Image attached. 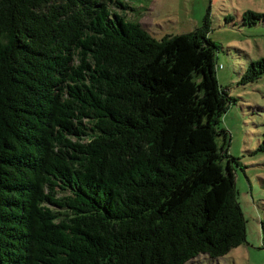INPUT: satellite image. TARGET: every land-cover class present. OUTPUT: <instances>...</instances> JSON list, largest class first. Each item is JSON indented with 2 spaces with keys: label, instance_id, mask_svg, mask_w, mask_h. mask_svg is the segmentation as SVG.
<instances>
[{
  "label": "trees",
  "instance_id": "16d2710c",
  "mask_svg": "<svg viewBox=\"0 0 264 264\" xmlns=\"http://www.w3.org/2000/svg\"><path fill=\"white\" fill-rule=\"evenodd\" d=\"M106 1L127 6L0 0V264H184L246 241L208 13L157 38ZM263 74L260 56L237 82Z\"/></svg>",
  "mask_w": 264,
  "mask_h": 264
},
{
  "label": "rangeland",
  "instance_id": "374dc122",
  "mask_svg": "<svg viewBox=\"0 0 264 264\" xmlns=\"http://www.w3.org/2000/svg\"><path fill=\"white\" fill-rule=\"evenodd\" d=\"M106 2L111 12L139 21L157 38L192 30L208 13L209 36L219 45L217 80L237 98L221 115L219 126L227 131L228 152L238 157L239 164L234 163L235 186L245 218L246 241L222 255L201 253L184 264H264L260 230L264 218V151H253L264 132V74L246 84L237 82L251 60L264 56V19L253 25L241 22V14L247 9L264 12V0H124L125 7ZM216 139L220 143L222 136Z\"/></svg>",
  "mask_w": 264,
  "mask_h": 264
},
{
  "label": "built area",
  "instance_id": "2783aa9c",
  "mask_svg": "<svg viewBox=\"0 0 264 264\" xmlns=\"http://www.w3.org/2000/svg\"><path fill=\"white\" fill-rule=\"evenodd\" d=\"M219 67L221 66V64L218 65Z\"/></svg>",
  "mask_w": 264,
  "mask_h": 264
}]
</instances>
